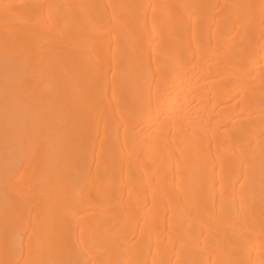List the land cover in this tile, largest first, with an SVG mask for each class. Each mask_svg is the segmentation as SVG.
<instances>
[{
  "label": "bare ground",
  "instance_id": "bare-ground-1",
  "mask_svg": "<svg viewBox=\"0 0 264 264\" xmlns=\"http://www.w3.org/2000/svg\"><path fill=\"white\" fill-rule=\"evenodd\" d=\"M0 264H264V0H0Z\"/></svg>",
  "mask_w": 264,
  "mask_h": 264
},
{
  "label": "rangeland",
  "instance_id": "rangeland-1",
  "mask_svg": "<svg viewBox=\"0 0 264 264\" xmlns=\"http://www.w3.org/2000/svg\"><path fill=\"white\" fill-rule=\"evenodd\" d=\"M193 17H197V16H192L191 18H193ZM191 18H189V19H191ZM188 19V20H189ZM236 19H234V18H229L228 19V22H227V24H231V25H233V27H232V32H235L236 31V26H235V24H236ZM232 35H234V33L232 34ZM102 46H103V44H102ZM102 46H99V48H101V49H104ZM215 48H216V46H215ZM217 49V48H216ZM224 50V47H221V48H218L217 50H215L214 51V44H212L211 45V53H212V55H213V57H215L217 54H221L222 53V51ZM194 57H196L197 56V54H194L193 55ZM200 70H202L201 71V74L202 75H204L206 72H208V69H206V67H204V68H200ZM194 71H198V69L195 67L194 68ZM176 73H182V70H181V66H179L178 67V69L176 70ZM199 245L201 246V249H202V252H204L205 250H207V246H208V243H207V241H201L200 243H199Z\"/></svg>",
  "mask_w": 264,
  "mask_h": 264
}]
</instances>
